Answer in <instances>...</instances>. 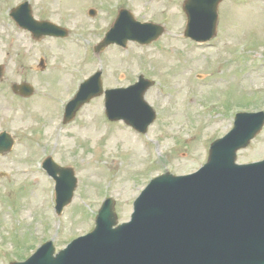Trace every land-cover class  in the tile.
Instances as JSON below:
<instances>
[{
    "label": "rangeland",
    "instance_id": "1",
    "mask_svg": "<svg viewBox=\"0 0 264 264\" xmlns=\"http://www.w3.org/2000/svg\"><path fill=\"white\" fill-rule=\"evenodd\" d=\"M17 1L0 0V132L15 141L0 157V264L23 261L45 241H52L57 252L90 232L106 197L115 201L118 223L128 221L133 201L150 179L164 172L190 173L206 161L210 143L231 129L232 113L264 112V0H223L219 35L201 46L182 38L185 16L179 0H122L119 6L136 20H151L165 34L144 49L129 42L99 53L93 47L105 32L112 0H47L52 20L69 31L65 39L38 41L8 23ZM42 6L35 4L34 10L44 16ZM91 9L94 17L88 16ZM244 43L245 56L238 59L235 49ZM98 70L104 90L126 87L139 73L156 82L145 94L156 120L141 140L122 122L104 120L103 95L84 105L72 122L61 123L60 105L62 111L77 80ZM13 83H27L34 93L22 98L12 92ZM187 83L195 87L189 96ZM182 101L190 104L188 110L181 109ZM189 135L193 138L183 143ZM141 143L150 150L148 170L149 154ZM47 157L72 168L77 180L60 216L53 210V185L40 174ZM263 157L264 126L237 152L236 162Z\"/></svg>",
    "mask_w": 264,
    "mask_h": 264
},
{
    "label": "water",
    "instance_id": "2",
    "mask_svg": "<svg viewBox=\"0 0 264 264\" xmlns=\"http://www.w3.org/2000/svg\"><path fill=\"white\" fill-rule=\"evenodd\" d=\"M220 1L188 0L187 7L192 10L189 34L194 36V30L205 22L203 33H197L195 40L213 35ZM45 29L50 33L49 28ZM120 33L122 38H118ZM161 33L160 27L134 23L127 13H122L99 48L112 42L124 45L127 39L149 43ZM99 76L96 74L82 85L67 107L65 122L84 103L101 94ZM147 87L148 83L106 92L108 117L132 124L130 112L146 108L142 94ZM13 90L22 96L32 93L27 85H14ZM153 118V113H143L138 128L144 130ZM252 119L254 125L245 126L242 116H238L235 130L211 146L209 161L197 174L184 178L164 175L153 181L135 202L129 224L112 229L116 216L112 200H107L96 218V230L87 240L69 247L57 260L51 258L48 244L25 264H225L227 260L264 264V161L246 166L234 164L236 150L256 136L264 116L254 115ZM11 145L8 136L0 135V153ZM44 167L54 177L59 174L55 179L60 210L71 200L76 185L73 172L49 161ZM198 241L203 244L200 246Z\"/></svg>",
    "mask_w": 264,
    "mask_h": 264
}]
</instances>
